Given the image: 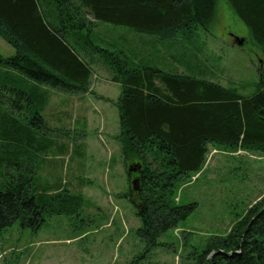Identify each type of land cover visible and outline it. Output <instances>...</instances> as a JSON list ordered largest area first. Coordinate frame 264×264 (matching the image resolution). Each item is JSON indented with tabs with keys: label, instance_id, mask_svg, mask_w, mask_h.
Masks as SVG:
<instances>
[{
	"label": "trees",
	"instance_id": "trees-1",
	"mask_svg": "<svg viewBox=\"0 0 264 264\" xmlns=\"http://www.w3.org/2000/svg\"><path fill=\"white\" fill-rule=\"evenodd\" d=\"M228 2L263 53L249 96L214 81V69L186 49L188 37L211 28L217 0H0V36L15 49L0 53V164L17 167L2 173L8 176L0 189V237L14 223L37 231L46 215H74L82 207L83 194L60 181L43 186L33 159L54 146L67 152L68 142L56 140L63 133L49 126L45 111L51 90L88 91L92 63L107 68L122 88L118 138L129 176L139 178L126 196L141 219L136 232L145 252L162 245L160 238L197 208V202L180 203L176 191L201 171L210 145L264 153V0ZM86 15L129 28L166 52L181 44L179 53H170L177 65H159L162 52L152 55V46L139 56L142 50L105 42ZM190 257L192 264H264V196L226 235Z\"/></svg>",
	"mask_w": 264,
	"mask_h": 264
},
{
	"label": "rangeland",
	"instance_id": "rangeland-1",
	"mask_svg": "<svg viewBox=\"0 0 264 264\" xmlns=\"http://www.w3.org/2000/svg\"><path fill=\"white\" fill-rule=\"evenodd\" d=\"M86 18L100 39L111 41L122 35L129 42L140 41L142 53L147 49H153L152 55L162 52L157 60L163 68L171 70L177 65L170 53H179L176 47L181 49V44L169 46L166 52L164 45L153 46L146 36L136 35L129 28L100 23L91 15ZM236 37L246 41L236 44ZM188 43L186 49L198 53L200 60L214 69V81L234 85L247 96L256 92L263 53L228 0H217L211 28L201 27L186 39ZM126 50L132 51L131 47ZM0 53H15L1 36ZM92 73L97 83L92 114L72 109L71 116L57 118L54 101L46 112L49 126L56 134L63 133L56 140L68 142L67 152L59 154L54 146L33 159L43 186L60 181L71 192L82 193L84 203L74 215H46V223L37 231L19 222L8 227L0 237V264H131L135 260L139 264H192L194 250L205 248L213 237L226 235L264 196V153L210 145L201 171L193 172L176 191L180 203L197 202V208L160 238L162 245L145 252L146 244L136 232L141 219L126 196L139 178L129 176L118 138L117 101L122 88L108 80L110 71L103 65L98 63ZM100 94L110 95L111 100L100 98ZM4 166L0 164V189H4L3 180L8 176L2 173L17 168Z\"/></svg>",
	"mask_w": 264,
	"mask_h": 264
},
{
	"label": "crops",
	"instance_id": "crops-1",
	"mask_svg": "<svg viewBox=\"0 0 264 264\" xmlns=\"http://www.w3.org/2000/svg\"><path fill=\"white\" fill-rule=\"evenodd\" d=\"M133 33H135V32L133 31ZM135 34L139 35L137 33H135ZM120 37H121L120 39H111V42H114V43L116 42L118 44V46H120V47H131L132 50H134L135 47L143 45V43L140 41L129 42L128 39H126L122 35H120ZM106 40L108 41L109 39H106ZM118 41L120 43H118ZM139 50L141 51V49H139V47H138V51ZM97 65L98 64L92 63L91 64L92 70H95ZM92 76H94V75H92ZM108 80L111 81L110 76L108 77ZM96 85H97V83H94V81L91 77L90 78V88L88 89L87 92L75 93L72 91L65 92V91H61V90H57V89L51 90L50 103L46 108L45 115H46L47 109L50 108L51 103L53 101L55 102L54 112L56 113L57 118L71 116L72 115V109L75 112H81L83 110V112L88 111L89 114H92L91 106H95V104H97L96 101L94 100V95H93V93H95ZM101 96H103V97H101ZM99 97L105 99L106 101L111 100L110 95L100 94ZM69 103H70V106L67 107L66 105ZM119 121H120V115H119Z\"/></svg>",
	"mask_w": 264,
	"mask_h": 264
},
{
	"label": "water",
	"instance_id": "water-1",
	"mask_svg": "<svg viewBox=\"0 0 264 264\" xmlns=\"http://www.w3.org/2000/svg\"><path fill=\"white\" fill-rule=\"evenodd\" d=\"M243 42H244V39L243 38H237V43L238 44H243ZM131 170H137V167H132V168H130ZM134 189L136 190L137 189V186H136V184L134 183Z\"/></svg>",
	"mask_w": 264,
	"mask_h": 264
}]
</instances>
